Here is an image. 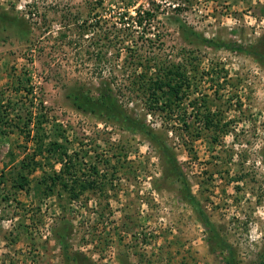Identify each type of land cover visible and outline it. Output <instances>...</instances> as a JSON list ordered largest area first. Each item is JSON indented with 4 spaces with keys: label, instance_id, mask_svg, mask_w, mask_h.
<instances>
[{
    "label": "rangeland",
    "instance_id": "374dc122",
    "mask_svg": "<svg viewBox=\"0 0 264 264\" xmlns=\"http://www.w3.org/2000/svg\"><path fill=\"white\" fill-rule=\"evenodd\" d=\"M136 9L146 36L118 22ZM263 60L264 0H0V264H226L201 214L234 264H264ZM160 65L190 81L171 119L137 91ZM102 83L199 211L143 135L77 107ZM36 130L73 168L32 156Z\"/></svg>",
    "mask_w": 264,
    "mask_h": 264
},
{
    "label": "trees",
    "instance_id": "16d2710c",
    "mask_svg": "<svg viewBox=\"0 0 264 264\" xmlns=\"http://www.w3.org/2000/svg\"><path fill=\"white\" fill-rule=\"evenodd\" d=\"M119 15V24L124 25V27L126 25V27L128 28L127 30L130 29V32H136V30L138 29L142 30L143 33H141L146 36L149 31L152 30L150 29V27L152 26L153 16L149 11L136 9L133 16L124 12ZM95 23H98V21H95ZM143 38H145L148 43L153 42V40L150 38L144 36ZM140 39L142 40V37ZM202 41L206 44L213 45L212 40ZM217 47L224 48L225 46L223 44H217ZM242 52L253 56L256 55L251 52V48L247 50H242ZM259 57L261 58V56H257L256 58ZM139 78L140 79L138 80L139 84L137 87V91L145 95V106L148 109L165 112L166 118L171 119L172 115L176 114L177 109L180 106L182 97L185 95V89H188L190 87L189 79L183 73L178 72L177 69L172 70L171 68L163 67L162 65L158 66L155 69V73L153 76L146 77V74H140ZM129 89L131 88L129 87ZM96 94L97 95L94 97H84L79 99L77 102V107L91 114H96L107 118L113 117L116 121L119 122V124H121L126 129L143 135L149 142H151L156 147V149L158 150L160 155H162V157L166 160V162H168L166 176L170 177V175H172V179L176 180L181 186L180 193L183 199L188 204L193 206L196 211H199L197 202L192 196L190 190L188 189L182 174L177 170L175 163L169 160L171 158L169 150L164 146V144L160 140L156 138L154 133H152V130L138 119L133 118L130 115H126L125 113H122L121 107L117 104V101L115 99V95L112 93L110 87L107 84H100V87L96 89ZM204 123L208 126L209 122L205 119ZM41 124L42 123L40 122L38 129H40ZM44 137L46 136L44 134L38 133V130L34 132L32 136V140L34 142V154L32 156H38L43 154L44 152L49 155L59 154L60 156H62L60 157V161H64L62 162V166L65 167L67 165L66 163L68 162V167L73 168L74 162L72 161L71 156L62 150L63 146L57 144L56 142L50 141L46 146H44V143L42 141ZM31 163H33V157H31V160L28 161V163H23L21 166V171H18V177L13 183V187L17 190H25L27 188L28 181L26 174L28 173L24 174L23 171L24 167H27L26 165H29ZM199 218L205 230L208 232L212 244L216 245V247H220V249L225 250L227 252L228 257L225 260L226 264H234L231 248L227 244H222L221 247V245L219 244V238L212 224L202 214ZM63 242L64 240H61V243ZM65 244L66 243L64 242V244L62 245V253L64 255V258L66 256ZM65 259L67 260L69 258ZM73 261L76 262L77 260L73 259Z\"/></svg>",
    "mask_w": 264,
    "mask_h": 264
}]
</instances>
